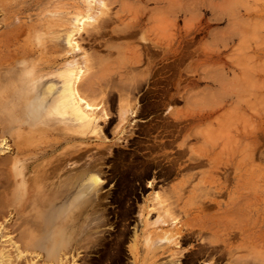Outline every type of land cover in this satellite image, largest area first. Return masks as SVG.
I'll return each mask as SVG.
<instances>
[{
	"label": "rangeland",
	"instance_id": "374dc122",
	"mask_svg": "<svg viewBox=\"0 0 264 264\" xmlns=\"http://www.w3.org/2000/svg\"><path fill=\"white\" fill-rule=\"evenodd\" d=\"M88 15L77 29L75 18ZM134 22L141 28H131ZM91 31L99 34L95 42ZM136 56L143 60L129 73ZM71 69L107 78L100 97H84L100 108L89 127L49 106L55 92L42 105L50 84L59 88ZM25 72L31 81L22 84ZM10 97L15 124L0 121L2 264H48L46 255L61 253L65 204L44 181H29L54 161L52 142L67 136L78 141L55 154L86 150L66 168L97 160L102 184L68 225L80 234L65 264H189L200 247L211 248L194 264L260 263L244 252L218 257L227 254L223 244L264 247V0H0V105ZM118 98L129 102L124 121ZM154 115L161 128L155 139L171 141L131 155L133 135L153 132L135 129L151 119L138 121ZM14 224L35 245L20 258L14 246L25 235Z\"/></svg>",
	"mask_w": 264,
	"mask_h": 264
},
{
	"label": "bare ground",
	"instance_id": "6f19581e",
	"mask_svg": "<svg viewBox=\"0 0 264 264\" xmlns=\"http://www.w3.org/2000/svg\"><path fill=\"white\" fill-rule=\"evenodd\" d=\"M122 13L124 11V13H136L135 11H133L129 6H122ZM89 18V15L88 16H84V17H80L77 19L75 18L74 20V23L76 24L75 27L77 29H80V27H78L80 24L81 26L83 25V19H87ZM119 22H121V17H118L117 18ZM109 23V22H108ZM78 24V25H77ZM102 24V23H101ZM9 24L6 25V27L8 26ZM101 27V25L99 26ZM104 29L106 28V26H103ZM131 28H138L140 29L141 26L138 22H134L132 23L131 25ZM92 30V29H91ZM98 30V29H97ZM88 31V30H87ZM94 32V31H93ZM93 32L91 31L90 33L92 35H89V38L93 40V42H95L98 38L97 36L99 35L97 31H95V33L97 32V36L96 35H93ZM101 32V31H100ZM103 32L105 33V30H103L100 34L101 36L103 35ZM109 33V32H107ZM105 33V34H107ZM111 33H115L117 35L119 34H124V31H115V30H112ZM137 32L134 33V35L136 34ZM132 33H129V37ZM128 36V34H126ZM124 36V35H123ZM132 37H135V36H131L130 38ZM88 38V37H87ZM97 38V39H96ZM89 39V40H90ZM91 40V41H92ZM68 43H73L72 40L70 39V37H68ZM77 46H74L73 49H75ZM154 47V46H153ZM147 49H149L148 47H146ZM156 49H159L157 47H154ZM152 51V49H151ZM171 51L168 50L166 51L164 54H162V56H165L166 54H169ZM148 53V52H147ZM155 53V54H154ZM153 55H156V53L158 54L159 52H156L154 51ZM163 53V52H162ZM152 55V54H151ZM151 59V56L149 57ZM150 59H145L144 62H147L148 63H151L149 60ZM141 60L143 59H140V56H136L133 61L130 63V66L129 68L127 69L128 72H137V66L138 64L141 62ZM147 60V61H146ZM165 60V59H164ZM153 62V61H152ZM152 64V63H151ZM150 64V65H151ZM155 65V63H154ZM171 64H169L170 66ZM91 66V65H90ZM167 66V65H166ZM168 66V68H169ZM110 68V67H109ZM108 68V69H109ZM154 67H152L153 69ZM20 69V68H19ZM17 70L16 72L20 71V70ZM107 69V70H108ZM79 70V71H78ZM77 71L76 70H73L71 69L68 73V75L66 76V79L62 82L61 86L59 88H56L54 87L52 84H50L51 86H49L47 89H46V93H48L46 96H42L41 99H42V105L44 106L45 103L46 105H48V103L46 102V100L52 96L55 92V96L50 100L49 102V106H51V108H54V109H57L61 114L64 115H67L68 116V119L71 121V122H74L76 124L78 123H82L83 126H87L89 127L91 124H93L94 120H95V116H99L97 115L98 113L95 112V111H99L100 108L96 107L95 104H93V102H90L89 100L95 96L96 93H98L96 96L97 97H100L99 96V91H100V88L103 86L104 88V84H101V82H105V80L107 79H103L102 80V73L100 72V74L96 73L95 71H88V75H84L83 72H81L80 69H78ZM92 70V69H91ZM110 70V69H109ZM137 70V71H136ZM106 71V70H105ZM104 71V72H105ZM27 73V75H23V76H19L18 78L20 79V82L22 84H25L28 80L31 81L30 79V74L28 72H25ZM18 75V74H16ZM15 75L14 79L17 77ZM82 75H84L82 77ZM10 77H12V75H10ZM105 77V76H104ZM13 79V78H12ZM28 83V86L29 88H31V83ZM110 83V82H109ZM112 83V82H111ZM57 84V83H56ZM55 85V84H54ZM113 85V84H112ZM109 87V86H108ZM14 88V87H13ZM5 89V88H4ZM9 90V89H8ZM10 93H11V90H10ZM102 93H103V89H102ZM108 93V92H107ZM9 94V93H7ZM5 94V96L7 95ZM28 94H31V92H29ZM10 95V94H9ZM9 95H7L9 97ZM102 95V94H100ZM7 96L5 98H7ZM86 96L87 98L89 97L90 99L88 101H86ZM95 96V98H96ZM85 97V98H84ZM4 98V99H5ZM121 98V97H120ZM3 99V100H4ZM97 99V98H96ZM106 100V99H105ZM109 100V99H108ZM112 100V99H110ZM109 100V101H110ZM119 100V104H117V110H119V112L117 113L118 115V118L120 121H124V119H126V114H127V107H128V104L124 106V103H120V99L118 98L117 99V102ZM122 100V99H121ZM104 101V99L102 100ZM124 101V100H123ZM13 100H11V97L8 98V102L5 103V104H1L0 105V121L5 123V125H8V126H13L15 124V121L13 119H11V116L10 115H15L13 114L15 111V108H14V105L12 104ZM105 102V101H104ZM109 103V102H108ZM21 104V103H20ZM107 104V103H106ZM122 104V105H121ZM97 105V104H96ZM100 105V103L98 104V106ZM158 105V104H157ZM156 105V108L159 106ZM21 106V105H20ZM48 106L49 109H51L50 107ZM153 106V105H152ZM155 106V105H154ZM100 107V106H99ZM28 106L25 105V115L27 116L26 118L32 116V112H28ZM21 109V108H20ZM18 110V108L16 109ZM143 110H137L134 114H136L137 116L140 115V113L142 112ZM20 113V112H19ZM107 114V113H106ZM142 114V113H141ZM104 115V113H103ZM133 115V114H132ZM18 116V115H17ZM108 115H105L104 119L109 122L110 121V118L108 119ZM111 116V115H110ZM66 117V116H65ZM112 118V117H111ZM105 121V122H106ZM34 123H25L24 125H28V126H32ZM4 125V126H5ZM185 127V126H184ZM3 128H6V127H3ZM6 130H9V129H6ZM58 136V135H57ZM127 138V137H126ZM125 138V139H126ZM123 140V139H122ZM78 139L76 137H73V136H67V137H63L62 139L60 140H54L52 142V144L50 145V152L51 155H54L55 158H54V161L47 164L45 167H43L39 172H37L36 176L34 178H32L29 182H30V186L31 187H37L39 185V183H41L42 181L43 182V185L46 186L48 185V191H57V195H58V199L61 200L64 204H65V207H66V214L67 215V218H65L63 221H62V231H63V235H64V242H63V245L61 246L60 248V252L62 253V255L60 256V254H52L50 256H47L44 258V259H47L49 260L48 264H65V260L67 259L66 258V253L69 252V250H74L75 251V247L78 246V240L76 239V237L79 236L80 233H75L74 232V228H70L68 225L69 224H72L74 226V222L75 220L78 218V216L80 215L81 213V210L84 206H88L90 205L92 202H91V198H92V195L93 192L95 193V190L97 188H99L100 184H102V180L101 178L94 174L95 172H100L99 168L98 167V162L97 160H92V161H89L87 164H86V167L83 168L82 170H76L77 167H71V168H66V163H69L67 161L73 159L75 160V162L77 161H81L80 159L84 158L85 157V154H86V150L85 151H82V152H78V150H73V151H67L65 153H63L62 155H56L55 153L59 151V149L61 148V146L63 145H67L69 143H74V142H77ZM125 141V140H124ZM88 142V141H87ZM20 143H18V145L20 146ZM22 145V143H21ZM162 147H166V144L163 145ZM18 154L20 151V148L18 149ZM58 150V151H57ZM21 154V153H20ZM6 159V158H5ZM94 159V158H92ZM84 160V159H83ZM101 160V159H100ZM97 162V163H95ZM3 163V161H2ZM85 163V162H84ZM5 164V163H4ZM75 164V163H74ZM73 164V165H74ZM50 165V167H48ZM84 165V164H83ZM60 173H63L64 175V178L62 180H55V181H49L48 182V179L50 177H56V178H59V174ZM92 173V174H90ZM52 179V178H51ZM54 179V178H53ZM45 183V184H44ZM148 183V182H147ZM149 185V184H148ZM100 189V188H99ZM98 190V189H97ZM41 191V190H40ZM39 191V192H40ZM38 195V194H36ZM15 200V199H14ZM37 201H40V197L37 196ZM16 204L18 205L19 204V201L16 202ZM91 207V206H90ZM20 207L17 208L16 206V210H19ZM90 209V208H89ZM92 210V209H91ZM83 211V210H82ZM16 213H19V212H16ZM88 213V211H87ZM86 213V215H87ZM19 214H17L18 216ZM21 215V214H20ZM20 220L22 221V223L24 224V222L28 223L29 224V221H25L26 218H24V220H22V216H20ZM90 215V214H89ZM89 217V216H88ZM92 217V216H91ZM22 218V219H21ZM102 218V217H101ZM18 219V218H17ZM19 220V221H20ZM24 221V222H23ZM86 221V220H85ZM92 222V221H91ZM26 223V224H27ZM18 224V223H17ZM27 224V225H28ZM15 225V224H14ZM21 225V224H20ZM20 225H15V229L18 230V232H21L20 235L22 234L25 235L23 237H19V239H17V243L19 244H16L14 246L15 248V252L18 256V258L21 257V255L23 253H27V252H31L32 248L35 246L33 241L32 242L30 241V238L31 237H28L26 236L25 233H22L21 228L19 229ZM22 226V225H21ZM16 230V231H17ZM23 230V229H22ZM76 231V230H75ZM79 232V231H77ZM89 237V234L87 235ZM24 237L26 238H29V239H26V240H29V241H23V242H20V238H23L25 239ZM87 237V238H88ZM86 238V237H85ZM20 240V241H19ZM74 240V244L72 243ZM22 243V246L20 245ZM80 244V243H79ZM94 244V243H93ZM75 246V247H74ZM262 245L259 244V247H257V245H247V243H244V244H240L239 246L235 247L234 249L230 247V245H225L223 244L222 245V248H223V251L224 250H227V254H223L221 253L220 254V257H218V260L223 262L222 260L226 259L227 257H232L234 254H236L237 252H244V253H247L248 255H251V254H256L257 257H258V260L260 263L258 264H262L264 263V247H261ZM209 247V246H208ZM217 247V246H216ZM219 247V246H218ZM211 248V247H209ZM209 248L206 249V247H200L199 248V252L197 254L198 258H194L189 264H194L196 263L195 261H197L196 259H199L201 257H205L207 256L206 254L204 255V253H206V251L209 250ZM221 248V247H220ZM218 249V248H217ZM233 253H232V251ZM212 251H216V249H211L210 252ZM220 250L218 249V252ZM222 251V250H221ZM71 252V251H70ZM217 252V253H218ZM208 253V252H207ZM213 253V252H212ZM215 252V254H217ZM215 254H211L208 256L210 257L211 255H215ZM196 255V254H195ZM36 257H40V256H36ZM240 257V256H239ZM238 257V258H239ZM249 257V256H247ZM255 257V256H253ZM8 257H4L1 261H0V264H2L4 262V259H7ZM214 259V258H213ZM217 259V258H216ZM234 259V258H233ZM247 258L241 259V261H239L238 259L235 260V264H247V261H246ZM206 260V259H205ZM232 260V259H231ZM230 260V261H231ZM245 260V261H244ZM251 260V259H250ZM253 260V259H252ZM254 260H257L256 257L254 258ZM217 261V260H216ZM225 261V260H224ZM6 262V260H5ZM4 262V263H5ZM9 262V261H8ZM52 262V263H51ZM198 262V261H197ZM13 263V262H12ZM214 263V262H213ZM212 263V264H213ZM254 264L257 263L256 261L253 262ZM211 264V263H210ZM232 264V263H230ZM252 264V263H251Z\"/></svg>",
	"mask_w": 264,
	"mask_h": 264
},
{
	"label": "flooded vegetation",
	"instance_id": "af4514ba",
	"mask_svg": "<svg viewBox=\"0 0 264 264\" xmlns=\"http://www.w3.org/2000/svg\"><path fill=\"white\" fill-rule=\"evenodd\" d=\"M145 110V109H144ZM156 115H158V114H156ZM156 115H154V116H152V117H150L148 120H146V121H138V122H140L141 124H144V123H147L150 119V122H148L147 123V125H144L143 127H140V126H138V127H136L135 129H140V131H143L142 129L143 128H146V129H151V130H153V132H151V131H148L147 133H138V134H142V135H140V136H138V135H133V138H135V140H133L132 139V143H130V146H132L131 148H128L127 150L128 151H130V152H132V154L131 153H129V154H131V155H133V153H134V155H141L142 154V152H139V148L140 147H142V145L143 146H153V147H158L159 145H160V142H164V141H166V140H168V141H171V139H165V140H159V139H155L157 136H159L160 134H158L159 132H160V130L159 129H161L160 128V125H159V121L158 120H156V119H154V117L156 116ZM159 127V128H158ZM147 134V135H146ZM131 139V138H130ZM147 141L149 142V143H147ZM129 145V144H128ZM104 168H107V169H109V166H104ZM153 172H155V171H153ZM106 175H110L109 173H107ZM115 206H108L107 208H109V209H113Z\"/></svg>",
	"mask_w": 264,
	"mask_h": 264
}]
</instances>
